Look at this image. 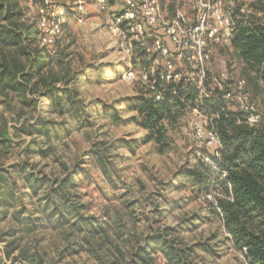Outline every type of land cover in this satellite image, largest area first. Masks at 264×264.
Returning a JSON list of instances; mask_svg holds the SVG:
<instances>
[{
	"label": "clouds",
	"instance_id": "1",
	"mask_svg": "<svg viewBox=\"0 0 264 264\" xmlns=\"http://www.w3.org/2000/svg\"><path fill=\"white\" fill-rule=\"evenodd\" d=\"M257 172L264 0L0 5V264H264L222 210Z\"/></svg>",
	"mask_w": 264,
	"mask_h": 264
},
{
	"label": "trees",
	"instance_id": "2",
	"mask_svg": "<svg viewBox=\"0 0 264 264\" xmlns=\"http://www.w3.org/2000/svg\"><path fill=\"white\" fill-rule=\"evenodd\" d=\"M5 2L6 0H0V5ZM12 2L19 3V0H12ZM4 19L8 24L15 26L17 13L10 11L9 15L4 17ZM10 30L11 29L8 28L4 29L5 33ZM3 75L8 74L5 72ZM256 147H258V145H256ZM249 149L254 150V146L249 145ZM249 168H251L253 172H256V167L252 161H249ZM256 174L259 180L264 181V175L258 172ZM234 183L238 185L235 190V207L243 211L242 213L230 211L232 205H229L222 210L227 214L229 225L234 234H238L241 237L244 235L252 237L247 241L251 245L249 249L250 254H252L254 258L264 260V256L260 255L261 238L255 232L250 230L253 221L256 222L257 227L264 225V220L259 219L260 217H264V198L259 197L257 183L245 182L239 175L235 177ZM214 211L215 210L213 209V212ZM253 264H256V262L254 261Z\"/></svg>",
	"mask_w": 264,
	"mask_h": 264
},
{
	"label": "rangeland",
	"instance_id": "3",
	"mask_svg": "<svg viewBox=\"0 0 264 264\" xmlns=\"http://www.w3.org/2000/svg\"><path fill=\"white\" fill-rule=\"evenodd\" d=\"M135 125H130V127H134ZM145 154L148 152L152 151V144L151 142H147L143 145ZM152 160V163L154 164L156 169H161L163 168L165 172H167L169 169L174 168V161L169 159V156L167 153H165L163 150H160L156 153H154L153 157L150 158ZM167 183H170V181H167ZM154 211H156L154 209ZM215 235V232L212 233V236ZM212 236H209V239L212 238ZM199 243V242H198ZM223 259L222 257H217L218 264L219 261ZM233 264H235V258L233 259Z\"/></svg>",
	"mask_w": 264,
	"mask_h": 264
}]
</instances>
